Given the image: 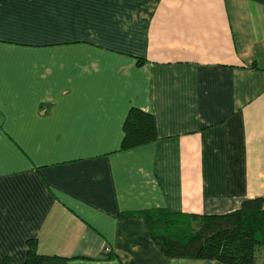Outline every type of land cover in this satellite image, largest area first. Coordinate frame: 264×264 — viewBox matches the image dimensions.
Here are the masks:
<instances>
[{
	"label": "crops",
	"instance_id": "crops-1",
	"mask_svg": "<svg viewBox=\"0 0 264 264\" xmlns=\"http://www.w3.org/2000/svg\"><path fill=\"white\" fill-rule=\"evenodd\" d=\"M133 108L158 139L123 149ZM259 197L264 0H0V263L221 264L139 214Z\"/></svg>",
	"mask_w": 264,
	"mask_h": 264
},
{
	"label": "trees",
	"instance_id": "trees-1",
	"mask_svg": "<svg viewBox=\"0 0 264 264\" xmlns=\"http://www.w3.org/2000/svg\"><path fill=\"white\" fill-rule=\"evenodd\" d=\"M123 149L158 139L154 117L133 108L124 125ZM141 215L152 239L167 258L217 261L221 264H264V199H247L224 215H199L154 209ZM110 253V252H109ZM109 253H106L109 255ZM53 259L37 252V240L29 242L23 264H41ZM0 264H9L5 258Z\"/></svg>",
	"mask_w": 264,
	"mask_h": 264
},
{
	"label": "rangeland",
	"instance_id": "rangeland-1",
	"mask_svg": "<svg viewBox=\"0 0 264 264\" xmlns=\"http://www.w3.org/2000/svg\"><path fill=\"white\" fill-rule=\"evenodd\" d=\"M260 261H261V262L264 261V255L260 256Z\"/></svg>",
	"mask_w": 264,
	"mask_h": 264
},
{
	"label": "built area",
	"instance_id": "built-area-1",
	"mask_svg": "<svg viewBox=\"0 0 264 264\" xmlns=\"http://www.w3.org/2000/svg\"><path fill=\"white\" fill-rule=\"evenodd\" d=\"M110 252V249L109 248H106V253H109Z\"/></svg>",
	"mask_w": 264,
	"mask_h": 264
}]
</instances>
